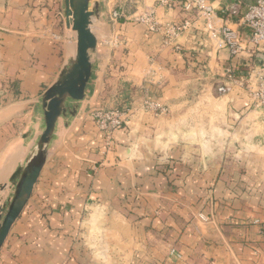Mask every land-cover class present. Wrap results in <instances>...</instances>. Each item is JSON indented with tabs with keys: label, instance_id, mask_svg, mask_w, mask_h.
<instances>
[{
	"label": "crops",
	"instance_id": "crops-1",
	"mask_svg": "<svg viewBox=\"0 0 264 264\" xmlns=\"http://www.w3.org/2000/svg\"><path fill=\"white\" fill-rule=\"evenodd\" d=\"M160 1L98 0L84 99L58 119L0 264H264V112L237 85L216 91L226 67L243 74L263 63L264 47L233 59L198 25L164 45L162 27L181 22L183 0ZM233 1L209 0L217 27L237 28L218 10ZM143 14L157 31L135 21ZM112 30L117 51L107 49ZM68 36L64 0H0L2 204L44 129L43 94L74 56ZM126 100L127 124L107 149L92 113ZM145 100L166 112L143 113Z\"/></svg>",
	"mask_w": 264,
	"mask_h": 264
},
{
	"label": "built area",
	"instance_id": "built-area-1",
	"mask_svg": "<svg viewBox=\"0 0 264 264\" xmlns=\"http://www.w3.org/2000/svg\"><path fill=\"white\" fill-rule=\"evenodd\" d=\"M175 0H161L160 4L171 7ZM183 19L177 24H166L163 29L165 40L168 45L172 39L186 32L189 28L202 27L208 40L218 50L226 49L231 58H239L242 54L253 57L259 49L264 47V0H234L229 6L218 9L227 19H237V28L232 29L228 25L217 27L214 24L216 9L209 0H183L180 5ZM120 14L112 12L110 22L117 24ZM135 21L144 24L149 32L158 30V24L148 15L136 17ZM55 39L59 37L55 36ZM119 40V31L114 32L108 39L107 44L113 49L122 44ZM232 67H226L223 71L226 82L218 86L216 91L219 95L230 93L232 86L240 87L247 97L249 109L264 112V62L249 66L245 73H236ZM239 76V78H238ZM143 113L162 114L166 108L161 105L143 101L141 104ZM130 110L98 109L92 113L95 127L104 137L105 147L108 149L114 144V135L123 129L128 120ZM202 221H207L204 215H200ZM259 224V221H254ZM175 251H172L174 254Z\"/></svg>",
	"mask_w": 264,
	"mask_h": 264
},
{
	"label": "water",
	"instance_id": "water-1",
	"mask_svg": "<svg viewBox=\"0 0 264 264\" xmlns=\"http://www.w3.org/2000/svg\"><path fill=\"white\" fill-rule=\"evenodd\" d=\"M65 27L76 35L74 56L62 68L57 80L43 94L44 129L23 165L8 179L13 189L8 202L0 205V249L12 226L27 206L46 162L56 123L67 114H75L72 102H81L91 76L90 53L96 50V37L91 31L92 19L99 16L98 0H64ZM30 134L24 135L28 138ZM6 185L0 186V192Z\"/></svg>",
	"mask_w": 264,
	"mask_h": 264
},
{
	"label": "rangeland",
	"instance_id": "rangeland-1",
	"mask_svg": "<svg viewBox=\"0 0 264 264\" xmlns=\"http://www.w3.org/2000/svg\"><path fill=\"white\" fill-rule=\"evenodd\" d=\"M92 28H93V30H95V28L97 29V24H96V22H94V24H92ZM114 32H117V31H114V30H112L111 32H109V34H108V36H110L111 37V35L114 33ZM68 34H69V40H70V44H71V47H72V50H74L75 51V43H76V41H75V39H76V35L72 32V31H70V30H68ZM109 37V38H110ZM108 38V39H109ZM102 42H103V40H102ZM121 48V46L119 47V49ZM107 49L108 50H110V51H117L118 50V48L117 49H113L111 46H109L108 44H107ZM156 76H157V74H156ZM113 86V85H112ZM117 87V86H116ZM114 88L113 90L114 91H116L117 92V88ZM217 97H219V95H216ZM124 103H125V101H124ZM110 109H116L115 108V106H114V108H110ZM36 142H37V140L35 141V144H36ZM10 149V150H9ZM8 150H7V152H6V154H5V156L6 157H8V156H12V155H14L15 154V152H17V150L19 149V146L18 145H16V146H12L11 148H9ZM12 151V152H11ZM15 151V152H14ZM14 152V153H13ZM7 154H9V155H7ZM3 203V199L2 200H0V205ZM172 251L174 252L175 251V253L174 254H172ZM169 255L170 256H172L173 258H176V259H180L181 258V255L175 250V249H170L169 250Z\"/></svg>",
	"mask_w": 264,
	"mask_h": 264
},
{
	"label": "trees",
	"instance_id": "trees-1",
	"mask_svg": "<svg viewBox=\"0 0 264 264\" xmlns=\"http://www.w3.org/2000/svg\"><path fill=\"white\" fill-rule=\"evenodd\" d=\"M128 106H129V102H127V100H126L125 103L121 102L120 104H116L115 108L118 110H125L126 108H128Z\"/></svg>",
	"mask_w": 264,
	"mask_h": 264
},
{
	"label": "bare ground",
	"instance_id": "bare-ground-1",
	"mask_svg": "<svg viewBox=\"0 0 264 264\" xmlns=\"http://www.w3.org/2000/svg\"><path fill=\"white\" fill-rule=\"evenodd\" d=\"M31 142H32V141H31ZM29 145H30V144H29ZM10 148H11V147H10ZM9 150H10V149H9ZM11 152H12V151H11ZM14 152H15V151H14ZM14 152H13V153H14ZM15 153H16V152H15ZM7 155H9V154H7Z\"/></svg>",
	"mask_w": 264,
	"mask_h": 264
}]
</instances>
